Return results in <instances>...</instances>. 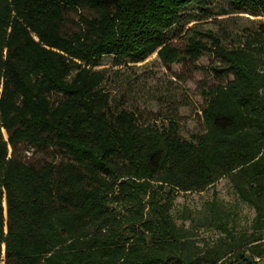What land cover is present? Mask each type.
Wrapping results in <instances>:
<instances>
[{
	"label": "trees",
	"instance_id": "1",
	"mask_svg": "<svg viewBox=\"0 0 264 264\" xmlns=\"http://www.w3.org/2000/svg\"><path fill=\"white\" fill-rule=\"evenodd\" d=\"M206 1L0 0V264H264V0H227L259 17L236 45L193 26L167 42L183 10ZM70 11L78 29L67 32ZM206 51L226 80L200 88L203 127L187 138L179 105L149 121L95 68L153 52L194 65ZM23 145L52 155L33 164ZM224 177L233 205L213 196L172 213L176 194Z\"/></svg>",
	"mask_w": 264,
	"mask_h": 264
},
{
	"label": "rangeland",
	"instance_id": "2",
	"mask_svg": "<svg viewBox=\"0 0 264 264\" xmlns=\"http://www.w3.org/2000/svg\"><path fill=\"white\" fill-rule=\"evenodd\" d=\"M206 6L201 8L192 3L183 10L184 17L175 23L165 35V40L182 45L188 28L193 26L200 30H212L222 43L233 46L241 40L243 33L254 26L259 17L245 12H234L227 0H207ZM223 9L227 12L224 13ZM77 14L68 13L64 29L72 32L78 29ZM215 62L210 51H206L194 65L186 60L164 65L153 52L145 59L137 62L122 61L113 63L112 55H103L96 69H105L107 79L105 87L110 89L119 103L127 107H138L142 117L152 120L155 112L168 114L174 104L178 106L180 115L179 132L183 137L202 129L201 108L204 98L200 94L202 86H212L224 82L226 77H218L209 69ZM230 77V76H227ZM180 103H186L180 105ZM149 110L153 111L152 113ZM4 137H7L3 131ZM19 155L33 164L50 158L52 153L47 149H36L27 145L19 148ZM228 178L219 179L213 186L200 192H179L174 199L172 213L176 216L180 211L188 209L193 214L201 209L203 203L216 196L226 206L233 205L235 194ZM237 221L239 224L248 223L253 216V209L240 203L237 207ZM180 223L181 220L177 219ZM188 224V221L185 222ZM201 236L212 234L201 229ZM259 262V261H258ZM260 264V262H259Z\"/></svg>",
	"mask_w": 264,
	"mask_h": 264
},
{
	"label": "built area",
	"instance_id": "3",
	"mask_svg": "<svg viewBox=\"0 0 264 264\" xmlns=\"http://www.w3.org/2000/svg\"><path fill=\"white\" fill-rule=\"evenodd\" d=\"M257 260H260V261H262V262H264V257L263 258H257Z\"/></svg>",
	"mask_w": 264,
	"mask_h": 264
}]
</instances>
